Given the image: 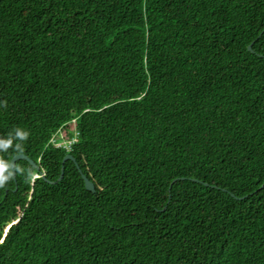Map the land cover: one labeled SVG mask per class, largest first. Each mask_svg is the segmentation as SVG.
Instances as JSON below:
<instances>
[{
    "label": "trees",
    "instance_id": "obj_1",
    "mask_svg": "<svg viewBox=\"0 0 264 264\" xmlns=\"http://www.w3.org/2000/svg\"><path fill=\"white\" fill-rule=\"evenodd\" d=\"M9 138L0 264H264V0H0Z\"/></svg>",
    "mask_w": 264,
    "mask_h": 264
},
{
    "label": "clouds",
    "instance_id": "obj_2",
    "mask_svg": "<svg viewBox=\"0 0 264 264\" xmlns=\"http://www.w3.org/2000/svg\"><path fill=\"white\" fill-rule=\"evenodd\" d=\"M29 137V133L25 130L18 129L17 130V139L19 141H26ZM13 139H0V152H7L10 148L13 147ZM15 151L23 152L24 149L20 143L15 145ZM26 170L20 166H14L11 162L7 159H4L2 155H0V189L4 188L10 180L13 179L15 175H23L25 174ZM39 176L31 171L27 170L26 173V180L29 183H34Z\"/></svg>",
    "mask_w": 264,
    "mask_h": 264
},
{
    "label": "water",
    "instance_id": "obj_3",
    "mask_svg": "<svg viewBox=\"0 0 264 264\" xmlns=\"http://www.w3.org/2000/svg\"><path fill=\"white\" fill-rule=\"evenodd\" d=\"M251 47L252 46L249 47L250 50L252 49ZM19 160H26V161H28L32 166L36 167L37 170L40 171V168L37 166V164L33 160H31L30 158H28L26 155H24V154H19V155H16L15 157H13V159L11 160V164L14 166V168H15V165H16L17 161H19ZM68 160H72L73 162H75V164H76V166H77L79 172L81 173L82 178H83V180L85 182L86 189L88 191H91V192L95 193L96 192L95 185L87 178V176H85L83 174V172H82L79 164L77 163V161L75 160V158L72 155H70V154L66 155L65 158H64V160H63V169H62L61 177L59 179H61L63 177V174H64V165H65V163ZM15 177H16V175L14 176V179H15Z\"/></svg>",
    "mask_w": 264,
    "mask_h": 264
},
{
    "label": "built area",
    "instance_id": "obj_4",
    "mask_svg": "<svg viewBox=\"0 0 264 264\" xmlns=\"http://www.w3.org/2000/svg\"><path fill=\"white\" fill-rule=\"evenodd\" d=\"M53 144L55 147L64 148L68 151L71 150V146L76 142V138L66 139L61 135V138L54 139Z\"/></svg>",
    "mask_w": 264,
    "mask_h": 264
},
{
    "label": "snow or ice",
    "instance_id": "obj_5",
    "mask_svg": "<svg viewBox=\"0 0 264 264\" xmlns=\"http://www.w3.org/2000/svg\"><path fill=\"white\" fill-rule=\"evenodd\" d=\"M0 243H3V240H0Z\"/></svg>",
    "mask_w": 264,
    "mask_h": 264
},
{
    "label": "bare ground",
    "instance_id": "obj_6",
    "mask_svg": "<svg viewBox=\"0 0 264 264\" xmlns=\"http://www.w3.org/2000/svg\"><path fill=\"white\" fill-rule=\"evenodd\" d=\"M72 147V146H71Z\"/></svg>",
    "mask_w": 264,
    "mask_h": 264
}]
</instances>
